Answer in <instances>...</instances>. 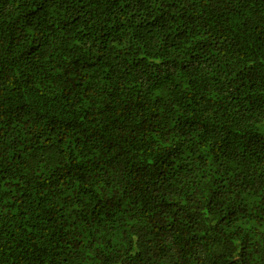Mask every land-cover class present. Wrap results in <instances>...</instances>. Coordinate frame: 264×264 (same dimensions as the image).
<instances>
[{"label": "trees", "instance_id": "1", "mask_svg": "<svg viewBox=\"0 0 264 264\" xmlns=\"http://www.w3.org/2000/svg\"><path fill=\"white\" fill-rule=\"evenodd\" d=\"M0 264H264V0H0Z\"/></svg>", "mask_w": 264, "mask_h": 264}]
</instances>
